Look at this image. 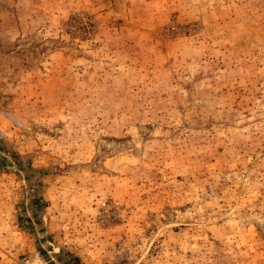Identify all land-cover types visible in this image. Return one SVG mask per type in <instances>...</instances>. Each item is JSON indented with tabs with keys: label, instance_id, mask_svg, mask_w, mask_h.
I'll use <instances>...</instances> for the list:
<instances>
[{
	"label": "rangeland",
	"instance_id": "obj_1",
	"mask_svg": "<svg viewBox=\"0 0 264 264\" xmlns=\"http://www.w3.org/2000/svg\"><path fill=\"white\" fill-rule=\"evenodd\" d=\"M35 1L0 0V264H264V0Z\"/></svg>",
	"mask_w": 264,
	"mask_h": 264
},
{
	"label": "crops",
	"instance_id": "obj_2",
	"mask_svg": "<svg viewBox=\"0 0 264 264\" xmlns=\"http://www.w3.org/2000/svg\"><path fill=\"white\" fill-rule=\"evenodd\" d=\"M5 1H7V0H5ZM20 2V4H23L25 1H27V0H19ZM33 0H30V7L29 8H27V9H25V10H22V13L24 14V16H30V12H35V13H33V14H37V13H40V14H48V12H47V10H46V5H45V3L43 2H37V1H35V3L34 2H32ZM21 11V10H20ZM3 17H5V16H3ZM38 18V15H35L32 19H31V21H35L36 19ZM11 39V38H10ZM9 40V39H8Z\"/></svg>",
	"mask_w": 264,
	"mask_h": 264
}]
</instances>
